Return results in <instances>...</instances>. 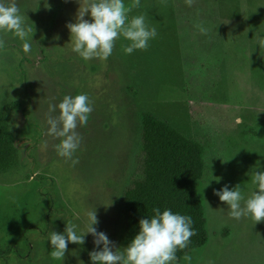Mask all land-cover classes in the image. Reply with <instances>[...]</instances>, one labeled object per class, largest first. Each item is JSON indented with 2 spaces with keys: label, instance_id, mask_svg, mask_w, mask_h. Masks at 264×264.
<instances>
[{
  "label": "rangeland",
  "instance_id": "rangeland-1",
  "mask_svg": "<svg viewBox=\"0 0 264 264\" xmlns=\"http://www.w3.org/2000/svg\"><path fill=\"white\" fill-rule=\"evenodd\" d=\"M15 2L32 29L31 51L0 32V105H20L9 118L16 163L0 170V264H92L91 234L84 245L69 242L64 260L50 255L49 233H63L67 221L86 230L87 211L96 210L97 231L127 247L122 193L137 167L142 111L204 147L197 189L207 241L187 252L190 262L183 256L171 264H264V221L229 218L214 195L240 184L247 197L255 190L252 170H264V56L256 39L264 36V0H194L190 7L140 0L128 15H144L156 28L147 50L125 54L130 42L121 36L107 60L87 61L72 51L66 26L76 22L80 0ZM82 93L93 111L76 129L82 141L73 166L57 154L47 117L59 115L50 105Z\"/></svg>",
  "mask_w": 264,
  "mask_h": 264
},
{
  "label": "clouds",
  "instance_id": "clouds-1",
  "mask_svg": "<svg viewBox=\"0 0 264 264\" xmlns=\"http://www.w3.org/2000/svg\"><path fill=\"white\" fill-rule=\"evenodd\" d=\"M185 3L190 7L194 0H185ZM80 4L76 22L66 26L70 30L72 51L86 61L93 58L107 60L121 36L130 42L122 45V51L130 55L134 50H147L149 40L158 34L155 27L150 28L145 22L144 15L129 19L128 14L132 9L140 7V0H133L127 7L123 0H80ZM89 14L91 20L85 19ZM196 27L201 34H207V29L202 24ZM31 31L15 0H0V32H11L18 37L23 42L25 53L31 51V44L27 39ZM256 39L261 55L264 56V36ZM3 47L4 40L0 39V48ZM57 108L58 116L47 117V134L60 140L55 145L57 154L71 160L74 166L79 161L72 158L82 141L76 129L78 126H87L93 111L92 101L83 93L65 95L58 105L49 106V112L54 113ZM43 147L47 148V142L43 143ZM251 182L255 190L247 197L242 194L240 184L231 189L225 185L220 190H214V195L228 205L229 218H251L256 224L264 221V170L257 171L254 168ZM152 211L154 214L151 217L140 219L138 234L123 248H116L104 232L97 231L94 227L99 222L96 210L87 211L86 230L78 232L77 225L67 221L63 233H49L52 245L50 255L54 260H64L69 242L84 245L85 237L91 234L96 246L89 252L92 264H171L177 261V251L186 249L191 243V237L197 235L193 228L194 222L191 216L173 213L171 209L161 212L157 207ZM183 259L190 262L191 256L185 253Z\"/></svg>",
  "mask_w": 264,
  "mask_h": 264
},
{
  "label": "trees",
  "instance_id": "trees-1",
  "mask_svg": "<svg viewBox=\"0 0 264 264\" xmlns=\"http://www.w3.org/2000/svg\"><path fill=\"white\" fill-rule=\"evenodd\" d=\"M19 106L18 102L0 105V170L16 163L18 151L9 118ZM140 119L137 167L122 193L127 237L131 241L139 232L140 219L151 217L157 207L161 212L171 209L173 213L191 216L197 235L191 237L186 249L177 251L178 262L185 253L207 241L204 209L197 189L205 169L204 147L149 111H142Z\"/></svg>",
  "mask_w": 264,
  "mask_h": 264
}]
</instances>
